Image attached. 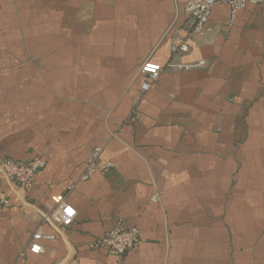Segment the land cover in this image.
<instances>
[{
    "label": "crops",
    "instance_id": "crops-1",
    "mask_svg": "<svg viewBox=\"0 0 264 264\" xmlns=\"http://www.w3.org/2000/svg\"><path fill=\"white\" fill-rule=\"evenodd\" d=\"M188 1L0 0V157L46 161L27 190L0 171V264H264V4L215 5L177 55ZM95 147L113 166L83 179Z\"/></svg>",
    "mask_w": 264,
    "mask_h": 264
},
{
    "label": "built area",
    "instance_id": "built-area-1",
    "mask_svg": "<svg viewBox=\"0 0 264 264\" xmlns=\"http://www.w3.org/2000/svg\"><path fill=\"white\" fill-rule=\"evenodd\" d=\"M220 3H227L231 8L232 17L235 16L239 9L244 8L247 4H264V0H189L186 3V12L191 21L185 26L183 34L179 36L178 41L171 46L173 53L179 55L190 50L192 40L195 35L203 33L205 30L212 8ZM203 62L192 64L181 61H171L168 67L189 70L195 66H202ZM163 67L161 64L153 61H144L140 67V71L145 75L146 80L142 83L144 91L149 90L153 82L159 77ZM102 153V147H95L89 153L86 162L83 179H87L92 175L100 172L106 173L112 168L110 161L99 162ZM46 161L35 156L30 162H22L9 157H0V171L4 177L16 186L22 189H30L34 183V177L42 168L45 167ZM55 203L50 218L59 226H69L75 216V209L65 201L64 195H55L52 197ZM8 204V200L4 197L0 199V206ZM53 235H45L40 231H36L30 244V250L33 253H43L44 247L40 240L44 238H52ZM141 240L140 229L136 226L126 227L122 224L116 226L109 231L103 239L98 243L106 246L113 254L121 256L127 250L132 249Z\"/></svg>",
    "mask_w": 264,
    "mask_h": 264
}]
</instances>
